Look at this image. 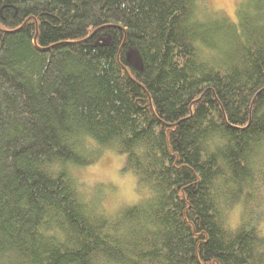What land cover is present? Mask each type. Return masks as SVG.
I'll use <instances>...</instances> for the list:
<instances>
[{
	"label": "trees",
	"instance_id": "1",
	"mask_svg": "<svg viewBox=\"0 0 264 264\" xmlns=\"http://www.w3.org/2000/svg\"><path fill=\"white\" fill-rule=\"evenodd\" d=\"M263 217L264 0H0V264H264Z\"/></svg>",
	"mask_w": 264,
	"mask_h": 264
},
{
	"label": "rangeland",
	"instance_id": "2",
	"mask_svg": "<svg viewBox=\"0 0 264 264\" xmlns=\"http://www.w3.org/2000/svg\"><path fill=\"white\" fill-rule=\"evenodd\" d=\"M214 12L220 11L235 21V8L240 0H207ZM89 196H97L104 208L115 214L139 202L142 193L137 190V177L125 170V160L111 150L104 151L94 164L76 171ZM264 236V217L259 222Z\"/></svg>",
	"mask_w": 264,
	"mask_h": 264
}]
</instances>
